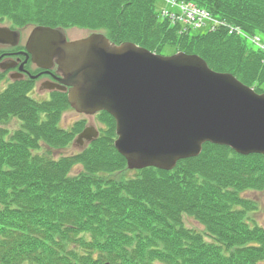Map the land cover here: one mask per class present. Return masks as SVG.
Segmentation results:
<instances>
[{
	"label": "trees",
	"instance_id": "trees-1",
	"mask_svg": "<svg viewBox=\"0 0 264 264\" xmlns=\"http://www.w3.org/2000/svg\"><path fill=\"white\" fill-rule=\"evenodd\" d=\"M186 1L264 35V0ZM0 18L17 27L85 26L159 54L174 47L264 91L263 51L222 27L181 33L159 16L156 0H0ZM32 87L20 80L0 94V123L21 121L0 126V264H264V227L249 222L257 206L245 195L264 192V155L206 143L171 171L148 167L127 177L116 122L103 111L98 138L57 159L43 146L67 147L87 121L61 128L67 94L37 101Z\"/></svg>",
	"mask_w": 264,
	"mask_h": 264
},
{
	"label": "water",
	"instance_id": "water-1",
	"mask_svg": "<svg viewBox=\"0 0 264 264\" xmlns=\"http://www.w3.org/2000/svg\"><path fill=\"white\" fill-rule=\"evenodd\" d=\"M17 37L0 26V42ZM27 48L34 64L60 75L57 83H41L42 92H67L78 113L114 118V144L130 170L171 171L199 156L206 143L264 155V93L213 70L199 55L164 56L96 31L70 40L63 28L48 26L32 29ZM98 136L88 123L74 145L82 151Z\"/></svg>",
	"mask_w": 264,
	"mask_h": 264
},
{
	"label": "rangeland",
	"instance_id": "rangeland-1",
	"mask_svg": "<svg viewBox=\"0 0 264 264\" xmlns=\"http://www.w3.org/2000/svg\"><path fill=\"white\" fill-rule=\"evenodd\" d=\"M0 22L4 23H9L8 19H2L0 18ZM31 31V27L25 29V37L24 39L26 40L29 33ZM203 32V31H202ZM91 33V30L85 26H80V27H72L67 30V36L70 40L72 39H81L85 38V36H89ZM176 48L170 47L169 52L170 54L175 53ZM8 85V78L5 79L1 84H0V92L3 90L6 86ZM264 88V86H263ZM39 90V91H38ZM38 90H33L31 92V95L36 99L37 101H44L48 100L50 98V94L47 93V91H41L40 89ZM85 120H88L90 124L94 125L95 128H105L104 124L99 121L98 117H87L86 115L80 114L76 112L74 109L68 108L67 111L64 112L62 119L60 120V127L65 129V130H71L76 123H81L84 122ZM21 121H18L14 119L10 123H0L1 127H6L10 128V130H13V128L18 127ZM81 148L80 145H74V143L68 145L67 147H54L52 149L48 148L47 146H43L42 152H46L50 155H52L55 158H60L62 156L66 155H71L77 152ZM81 169V166H78L72 174L77 173ZM136 175V171L130 170L129 172L126 173L127 177H133ZM247 197H249L251 200H253L257 206V209L254 211H251L249 213V222H252L251 224H258L262 227H264V192H259V191H249L248 193L245 194ZM251 217V218H250ZM185 222L189 227L195 228L199 232H204V226L200 223H198L194 218L192 217H187L185 216ZM253 219V221L251 220Z\"/></svg>",
	"mask_w": 264,
	"mask_h": 264
},
{
	"label": "flooded vegetation",
	"instance_id": "flooded-vegetation-1",
	"mask_svg": "<svg viewBox=\"0 0 264 264\" xmlns=\"http://www.w3.org/2000/svg\"><path fill=\"white\" fill-rule=\"evenodd\" d=\"M8 25V24H6ZM4 22H0V26H6ZM12 31L18 33L17 40L14 42L2 43L0 42V69H4L7 73H4L6 78H26V77H36L34 78L37 82H42L46 84H53L59 78V74L55 69L50 72L38 67L33 63L31 55L28 53L27 49V39L25 40V30L21 28H14L10 24L7 26ZM29 36V35H28ZM7 39V38H6ZM16 43V44H14ZM33 79V78H32Z\"/></svg>",
	"mask_w": 264,
	"mask_h": 264
},
{
	"label": "built area",
	"instance_id": "built-area-1",
	"mask_svg": "<svg viewBox=\"0 0 264 264\" xmlns=\"http://www.w3.org/2000/svg\"><path fill=\"white\" fill-rule=\"evenodd\" d=\"M168 8L163 9V15L174 22H180L184 26L201 27L205 22L216 24L218 21L211 14L195 5L179 3L174 0H166ZM234 29L231 31L233 32ZM252 41L264 49V41L259 37H254Z\"/></svg>",
	"mask_w": 264,
	"mask_h": 264
}]
</instances>
